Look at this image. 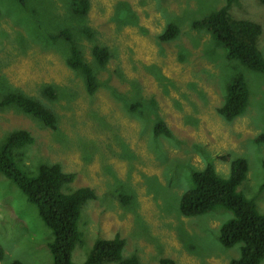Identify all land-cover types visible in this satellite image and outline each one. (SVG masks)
I'll return each mask as SVG.
<instances>
[{
	"label": "rangeland",
	"instance_id": "374dc122",
	"mask_svg": "<svg viewBox=\"0 0 264 264\" xmlns=\"http://www.w3.org/2000/svg\"><path fill=\"white\" fill-rule=\"evenodd\" d=\"M225 2L90 0L89 12L78 16L71 0H0V97L6 89H21L47 102L43 88L55 85L60 95L49 103L62 118L54 131L16 108L0 109V146L12 131L29 130L35 142L15 151L20 167L35 174L40 164L60 163L76 174L66 191L89 186L98 196L83 205L79 227L85 238L72 252L75 263L85 262L97 238L116 235L126 241L124 256L139 255L142 264H160L164 256L176 264H229L239 255V246L226 248L219 240L231 211L180 213L192 170L212 163L228 176L236 157L249 164L239 189L264 211V74L229 58L210 30L192 26ZM229 10L261 24L264 53V0H238ZM171 24L179 36L162 41ZM84 25L94 38L80 33ZM60 26L76 33L98 73L95 93L87 92L64 52L44 46L48 31ZM32 33L37 35L20 45ZM94 43L108 48L107 64H94ZM238 72L249 82L250 103L228 119L219 108ZM160 119L172 137L156 136ZM52 238L36 205L0 172V264H53Z\"/></svg>",
	"mask_w": 264,
	"mask_h": 264
},
{
	"label": "trees",
	"instance_id": "16d2710c",
	"mask_svg": "<svg viewBox=\"0 0 264 264\" xmlns=\"http://www.w3.org/2000/svg\"><path fill=\"white\" fill-rule=\"evenodd\" d=\"M20 1L23 4L27 2ZM237 1L226 0L224 6L194 20L192 26L210 30L216 44L227 50L229 58L238 59L245 68L264 74V53L258 44L262 26L250 19L234 17L229 8ZM71 5L74 14L83 16L89 12L91 3L90 0H71ZM80 33L88 35L89 38L95 37L88 25H84ZM75 34L70 28H54L46 34V41L43 37V43L44 46L57 47L64 52L67 65L79 71L87 92L92 94L99 87L98 73L87 62ZM179 34L180 28L171 24L160 34V39L172 41ZM36 35L32 33L30 37L22 40L20 45ZM91 52L94 64H107L110 52L106 46L94 43ZM42 95L47 98V102L21 89H6L0 97V109L16 108L31 116L41 127L57 131L62 118L49 102L59 97V89L55 85L47 84ZM250 98L251 90L247 77L243 72H238L227 84L225 101L219 112L228 119L238 117L246 111ZM153 106L156 112L154 101ZM155 126L156 136L164 134L172 137L171 128L163 120H158ZM34 142L35 137L27 129H17L9 133L0 146V172L23 191L29 202L36 205L40 217L52 231L53 238L49 247L53 264H141L139 255L124 256L126 241L120 235L113 238H97L85 262L75 263L72 260L75 246L85 236L79 227L83 205L98 196L92 187L87 186L66 191L65 188L74 181L76 174L65 172L60 163L40 164L35 174L20 167L15 159V151ZM248 168L246 158L236 157L231 161L228 176L220 175L212 163H208L201 170H192V186L180 198V210L186 216L200 215L216 207L232 212V217L222 223L219 234L223 246L240 248L239 255L232 258L229 264H262L264 261V211L259 209L256 197H248L239 189L246 178ZM4 255L5 250L0 245V260ZM11 264L28 263L15 260ZM160 264L175 263L173 259L164 257L160 259Z\"/></svg>",
	"mask_w": 264,
	"mask_h": 264
},
{
	"label": "clouds",
	"instance_id": "9594fccd",
	"mask_svg": "<svg viewBox=\"0 0 264 264\" xmlns=\"http://www.w3.org/2000/svg\"><path fill=\"white\" fill-rule=\"evenodd\" d=\"M87 187H89V186H87ZM181 212V211H180ZM164 257H166V256H164ZM164 257H162V258H164ZM170 258V257H169ZM139 259H140V257H139ZM172 259V258H171ZM140 262H141V260H140ZM159 262H160V260H159ZM174 263L176 264V262H175V260H174ZM142 264V263H141Z\"/></svg>",
	"mask_w": 264,
	"mask_h": 264
},
{
	"label": "crops",
	"instance_id": "0c3cea01",
	"mask_svg": "<svg viewBox=\"0 0 264 264\" xmlns=\"http://www.w3.org/2000/svg\"><path fill=\"white\" fill-rule=\"evenodd\" d=\"M181 213V212H180Z\"/></svg>",
	"mask_w": 264,
	"mask_h": 264
}]
</instances>
